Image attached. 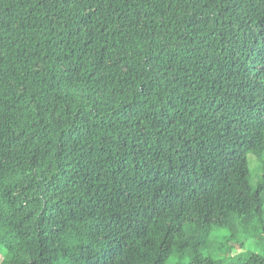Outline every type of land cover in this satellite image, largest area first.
Here are the masks:
<instances>
[{
    "label": "trees",
    "instance_id": "16d2710c",
    "mask_svg": "<svg viewBox=\"0 0 264 264\" xmlns=\"http://www.w3.org/2000/svg\"><path fill=\"white\" fill-rule=\"evenodd\" d=\"M251 227L264 0H0V264H264Z\"/></svg>",
    "mask_w": 264,
    "mask_h": 264
},
{
    "label": "rangeland",
    "instance_id": "374dc122",
    "mask_svg": "<svg viewBox=\"0 0 264 264\" xmlns=\"http://www.w3.org/2000/svg\"><path fill=\"white\" fill-rule=\"evenodd\" d=\"M248 165L250 171V184L252 187H255L261 172L259 171V167H257V162L254 161L251 156L248 157ZM252 230L253 227H251L250 233L247 236L248 238L245 240L244 252L264 256V237L257 234L254 235ZM197 235L198 236L194 238V242L204 245L205 256H208L213 261H221L223 263L229 262V260H225L227 256L223 248L227 245H231L232 241L228 238L229 236L225 229L213 227L205 237L199 234ZM242 253V250H234L232 256ZM188 261L189 259L187 256L179 260L176 255H172L165 264H187Z\"/></svg>",
    "mask_w": 264,
    "mask_h": 264
}]
</instances>
